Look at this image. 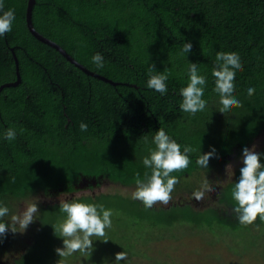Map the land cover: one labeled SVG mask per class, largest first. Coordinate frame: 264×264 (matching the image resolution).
<instances>
[{
    "label": "trees",
    "instance_id": "trees-1",
    "mask_svg": "<svg viewBox=\"0 0 264 264\" xmlns=\"http://www.w3.org/2000/svg\"><path fill=\"white\" fill-rule=\"evenodd\" d=\"M2 2L3 11L14 10L15 20L11 31L0 36V86L16 80L11 49L20 75L18 86L0 92V205L9 208L5 223L13 202L37 193H74L82 178L97 179L96 187L102 180L135 186V174L148 171L142 161L155 147L151 139L159 128L181 150L185 145L195 149L188 168L172 173L179 182L222 166L264 132V0H35L34 29L115 86L85 75L37 41L26 27L27 0ZM186 42L192 49L181 56ZM218 51L235 52L242 62L234 81L242 107L226 113L218 111L219 95L213 90ZM96 53L104 58L103 68L92 62ZM188 63H197L207 80V107L195 115L179 107ZM150 65L170 72L166 94L147 87ZM248 88L255 89L252 96ZM81 123L87 124V131H81ZM8 128L16 129L14 140L4 139ZM210 146L216 158L202 168L196 160ZM258 153L264 164V148ZM239 176L240 168L220 191L219 201L227 206L223 214L213 208L193 211L188 205L146 208L139 200L110 194L74 198L112 210V226L105 231L114 239H105L100 250L96 241L103 238L93 237L91 255L74 253L66 264L80 258L83 264H112L122 251L134 257L139 248L166 238L161 230L174 229L188 235L224 231L233 247L240 240L250 242L240 252L255 251L264 240V221L257 217L245 226L236 218L231 193ZM59 205L38 207L31 241L11 264H58L64 259L56 253L63 248L56 231L65 215ZM113 225L120 232H113ZM145 230L152 234L147 241L141 236ZM11 239L10 230L0 237V251Z\"/></svg>",
    "mask_w": 264,
    "mask_h": 264
},
{
    "label": "clouds",
    "instance_id": "clouds-1",
    "mask_svg": "<svg viewBox=\"0 0 264 264\" xmlns=\"http://www.w3.org/2000/svg\"><path fill=\"white\" fill-rule=\"evenodd\" d=\"M4 5L0 0V36H4L12 29L15 13L13 9L3 11ZM192 49L191 42L183 43L180 51L181 56H186ZM92 62L96 67L103 68L104 58L102 54L96 53L92 57ZM242 70L240 56L235 52H216L215 65L212 69V76L215 78L214 91L219 95V112L226 113L233 108H240L242 104L234 95L235 78L237 71ZM149 79L147 87L159 92L161 95L167 93L166 81L170 72L165 69L163 72L155 70L154 65L149 66ZM207 80L201 74L197 63H188V83L180 89L182 103L180 109L183 112L195 115L204 111L207 101L203 99L204 89ZM254 88H248V96H252ZM87 124L81 123V131H87ZM17 132L15 128H8L4 133V139L14 140ZM144 142H149L148 135L144 136ZM154 148L149 149V155L143 158V165L148 171L143 176L135 174V191L132 199L139 200L146 208H152L156 204L167 206L172 201V192L175 185L179 183L174 172H180L188 168L191 163L189 154L195 149L191 145L183 146L172 139L163 128H159L151 139ZM243 167L240 168L238 182L232 189V198L236 202L233 212L242 225H252L257 217L264 221V164H261V154L255 151V145L242 150ZM216 158V150L210 146V151L200 153L196 164L202 168H208L210 159ZM229 169L231 166L229 165ZM213 191L210 182L205 178L199 189L193 192L192 198L197 201L204 200L207 193ZM60 211L65 214L64 219L57 225L56 231L63 240V248H57L56 253L60 258L58 264H66V258L74 253H81L90 256L93 251V237H105L106 229L112 226V210L105 209L104 206L79 202L75 199L60 201ZM38 213L37 202L29 203L23 211L14 214L10 218V224L4 222V217L8 216L9 208L0 205V237H3L10 230L13 233L27 229L33 223ZM128 254L125 251L115 254V262L127 260Z\"/></svg>",
    "mask_w": 264,
    "mask_h": 264
},
{
    "label": "rangeland",
    "instance_id": "rangeland-1",
    "mask_svg": "<svg viewBox=\"0 0 264 264\" xmlns=\"http://www.w3.org/2000/svg\"><path fill=\"white\" fill-rule=\"evenodd\" d=\"M255 145V151L259 152L264 148V132L259 135L253 143L248 147L252 148ZM242 153L236 155L223 163L222 166L211 170L209 173L198 172L190 177H184L180 180L178 185H175L172 192V201L167 205L156 204L153 207L156 209H169L174 205H188L193 211H202L207 208L217 209L221 214L227 211V206L219 201L220 191L229 184L233 178L234 173L244 165L242 163ZM229 165L231 169H229ZM210 182V186L213 191L206 194L204 200L197 201L192 198L194 191L200 188L204 179ZM136 186H123L120 184H114L107 180H102L97 187H81L74 193H63L44 195L37 193L24 200L13 202L12 212L7 218L10 224V218L14 214H18L33 200L37 202V207L40 205L60 204L63 200H72L80 196H96L100 194L119 195L123 197L132 198V193L135 191ZM35 220L31 223L27 229L20 231L17 227V231L13 233L12 239L6 244V249L0 251V264H11L14 259L19 258L20 255L26 250L27 245L31 241V233ZM181 227L177 226V229ZM113 232H120V228L117 226L112 227ZM146 231V230H145ZM178 233L176 229L161 230L160 233L165 235L166 238L161 240H155L148 243L146 246L134 251V257H129L127 260H121L118 264H264V240L258 241V245L255 251L249 250L250 242L246 240L241 241L240 244H234L228 239L230 236L226 232L218 233L203 232L198 234H183L182 230ZM264 233V230H262ZM132 235V233H128ZM174 234V235H172ZM152 234L148 231L144 232L142 238L147 241ZM134 237L136 235L133 234ZM174 236V237H173ZM99 241H96V245L100 250L106 246L105 239H114L111 233H106L105 237H101ZM239 240H237L238 242ZM259 248V249H258ZM240 252V254H238ZM84 259L80 258V261L76 264H83ZM74 264V263H73ZM112 264H116L115 261Z\"/></svg>",
    "mask_w": 264,
    "mask_h": 264
},
{
    "label": "water",
    "instance_id": "water-1",
    "mask_svg": "<svg viewBox=\"0 0 264 264\" xmlns=\"http://www.w3.org/2000/svg\"><path fill=\"white\" fill-rule=\"evenodd\" d=\"M35 4V0H27V6H26V12H25V22H26V27L28 32L40 43L54 49L56 52H58L67 62H69L70 64H72L73 66H75L77 69H79L81 72H83L85 75L92 77V78H96L100 81H103L105 83H109L113 86H115L116 84L113 83L112 81L106 79L105 77H102L98 74H95L93 72H90L89 70H87L85 67H83L82 65H80L78 62H76L70 55H68L66 53L65 50H63L59 45H57L56 43L52 42L51 40L43 37L42 35H40L33 27L32 25V20H31V16H32V9L33 6ZM12 55L14 57V61H15V74H16V80L14 82L11 83H6L0 86V92L4 89V88H10V87H16L19 85L20 83V75H19V71H18V62L16 60V57L14 55V51L13 49H11ZM101 179V178H100ZM97 179L93 178V179H87V178H82L80 181V185H78L76 188L79 189L81 187H85L88 184H90L91 186H96L97 184Z\"/></svg>",
    "mask_w": 264,
    "mask_h": 264
}]
</instances>
